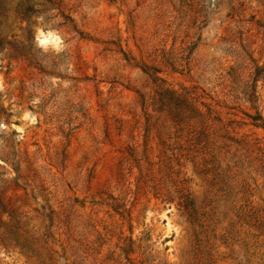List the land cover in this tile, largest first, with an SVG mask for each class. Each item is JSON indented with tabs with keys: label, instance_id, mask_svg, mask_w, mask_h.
Masks as SVG:
<instances>
[{
	"label": "rangeland",
	"instance_id": "obj_1",
	"mask_svg": "<svg viewBox=\"0 0 264 264\" xmlns=\"http://www.w3.org/2000/svg\"><path fill=\"white\" fill-rule=\"evenodd\" d=\"M0 264H264V0H0Z\"/></svg>",
	"mask_w": 264,
	"mask_h": 264
},
{
	"label": "clouds",
	"instance_id": "obj_2",
	"mask_svg": "<svg viewBox=\"0 0 264 264\" xmlns=\"http://www.w3.org/2000/svg\"><path fill=\"white\" fill-rule=\"evenodd\" d=\"M35 43L37 47L45 51L51 49L55 53H60L66 47L61 35L57 31H44L40 28L36 29ZM24 118L28 119V116L26 115ZM32 119L34 121L35 117H33Z\"/></svg>",
	"mask_w": 264,
	"mask_h": 264
},
{
	"label": "trees",
	"instance_id": "obj_3",
	"mask_svg": "<svg viewBox=\"0 0 264 264\" xmlns=\"http://www.w3.org/2000/svg\"><path fill=\"white\" fill-rule=\"evenodd\" d=\"M162 92H166V93H168L169 95H171V97H175L174 96V93L172 92V91H170L169 89H162V90H160V91H158L157 93L158 94H161ZM175 98H173V100H174ZM172 102H174V101H172ZM254 119V118H253Z\"/></svg>",
	"mask_w": 264,
	"mask_h": 264
}]
</instances>
